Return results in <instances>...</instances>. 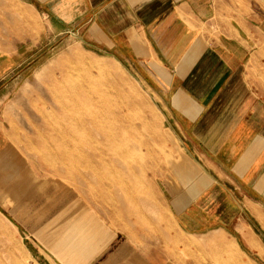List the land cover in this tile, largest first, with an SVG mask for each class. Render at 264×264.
Segmentation results:
<instances>
[{
    "label": "crops",
    "instance_id": "crops-1",
    "mask_svg": "<svg viewBox=\"0 0 264 264\" xmlns=\"http://www.w3.org/2000/svg\"><path fill=\"white\" fill-rule=\"evenodd\" d=\"M22 2L133 67L158 98L174 146L155 178L172 258L144 249L137 228L55 193L45 201L57 231L36 255L16 243L15 256L13 218L0 211V264H264V0ZM20 216L40 220L30 203Z\"/></svg>",
    "mask_w": 264,
    "mask_h": 264
},
{
    "label": "rangeland",
    "instance_id": "rangeland-1",
    "mask_svg": "<svg viewBox=\"0 0 264 264\" xmlns=\"http://www.w3.org/2000/svg\"><path fill=\"white\" fill-rule=\"evenodd\" d=\"M22 1L0 0V59L7 60L0 78V205L14 204L13 214L9 206H0V211L13 218L15 256H21L16 243L36 255L38 239L53 241L57 222L45 195L52 199L56 193L63 201L85 200L120 228H137L144 249L152 245L159 255L163 252V257L172 258L170 242L164 240L167 218L155 178L168 168L174 146L158 98L133 67L102 47L83 43L71 33H58L50 18L40 17ZM86 59L99 68L81 64ZM69 65L73 74L68 88H76L87 76L92 92L106 97L110 150L117 149L119 155L109 152L103 172L87 168V161L76 167L73 159L60 156L71 145L61 146L53 131L49 111L54 104H41L35 94L43 92L51 74ZM29 203L32 212H40L39 221L33 217L23 222L20 212Z\"/></svg>",
    "mask_w": 264,
    "mask_h": 264
},
{
    "label": "bare ground",
    "instance_id": "bare-ground-1",
    "mask_svg": "<svg viewBox=\"0 0 264 264\" xmlns=\"http://www.w3.org/2000/svg\"><path fill=\"white\" fill-rule=\"evenodd\" d=\"M81 64H88V67L93 68L98 66L88 60ZM72 74L73 67L70 65L51 74L43 92L35 93L38 98L36 99L44 105L47 101L54 104V109L49 111L54 123L53 131L58 134L59 141H62L61 146L64 143L71 145L69 151L61 152L60 156L73 159L76 167L82 166V161H87V168L102 171L104 160L111 151L106 121V97L103 93L92 92L89 87L91 78L87 76L76 88H68L67 83L71 80ZM111 153L119 155L117 149L115 151L113 149Z\"/></svg>",
    "mask_w": 264,
    "mask_h": 264
}]
</instances>
